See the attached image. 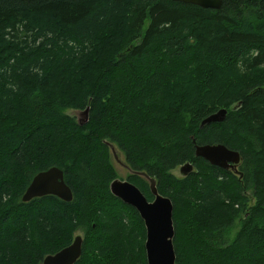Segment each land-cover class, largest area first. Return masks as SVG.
Returning a JSON list of instances; mask_svg holds the SVG:
<instances>
[{
    "label": "trees",
    "instance_id": "1",
    "mask_svg": "<svg viewBox=\"0 0 264 264\" xmlns=\"http://www.w3.org/2000/svg\"><path fill=\"white\" fill-rule=\"evenodd\" d=\"M106 142L171 200L175 264H264V0H0V264H42L78 233L75 264H147ZM204 144L237 151L236 173L195 157ZM51 167L71 201L22 202Z\"/></svg>",
    "mask_w": 264,
    "mask_h": 264
},
{
    "label": "water",
    "instance_id": "2",
    "mask_svg": "<svg viewBox=\"0 0 264 264\" xmlns=\"http://www.w3.org/2000/svg\"><path fill=\"white\" fill-rule=\"evenodd\" d=\"M183 4H191L202 9L217 10L222 0H171ZM226 110H219L201 121L200 127L210 123H220L226 117ZM71 115L77 117L79 125L88 120V108L84 111H71ZM194 143V142H193ZM111 150L112 145L109 144ZM194 154L202 158L212 166L227 169L231 164H237L239 153L227 148L223 144L195 145ZM192 170V165L186 164L181 168V174L186 176ZM145 178L150 183V192L154 196L152 202H147L144 195L124 180H113L109 189L113 196L124 204L134 208L143 220L146 238L144 243L147 264H175V252L173 248L174 228L172 220L173 206L170 199L158 194L155 183L142 172H132ZM46 195L54 196L62 201L69 202L72 199L70 188L64 183L63 172L57 167H51L34 175L22 197V202H28L35 197ZM82 254V240L80 236L73 242L54 254L47 255L43 264H75Z\"/></svg>",
    "mask_w": 264,
    "mask_h": 264
},
{
    "label": "rangeland",
    "instance_id": "3",
    "mask_svg": "<svg viewBox=\"0 0 264 264\" xmlns=\"http://www.w3.org/2000/svg\"><path fill=\"white\" fill-rule=\"evenodd\" d=\"M112 163H113V166H114V168H115V170L117 172V176L122 178V179H125V176L128 174V171L125 168H123L120 165H118L113 159H112ZM172 174L178 179L182 178L181 175L178 172V169L173 170Z\"/></svg>",
    "mask_w": 264,
    "mask_h": 264
},
{
    "label": "flooded vegetation",
    "instance_id": "4",
    "mask_svg": "<svg viewBox=\"0 0 264 264\" xmlns=\"http://www.w3.org/2000/svg\"><path fill=\"white\" fill-rule=\"evenodd\" d=\"M194 168H195V167H194ZM146 199H147V198H146ZM152 199H153V198H151L150 200H149V199H147V200H148V202H151V201H152Z\"/></svg>",
    "mask_w": 264,
    "mask_h": 264
},
{
    "label": "bare ground",
    "instance_id": "5",
    "mask_svg": "<svg viewBox=\"0 0 264 264\" xmlns=\"http://www.w3.org/2000/svg\"><path fill=\"white\" fill-rule=\"evenodd\" d=\"M224 110H225V109H224ZM27 188H28V187H27ZM26 190H27V189H26ZM26 190H25V192H26ZM25 192H24V194H25ZM24 194H23V195H24ZM22 197H23V196H22ZM21 199H22V198H21Z\"/></svg>",
    "mask_w": 264,
    "mask_h": 264
}]
</instances>
